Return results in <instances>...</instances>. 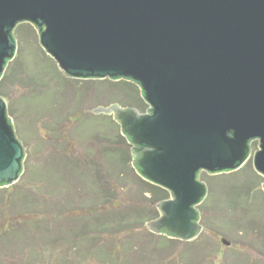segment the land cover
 I'll list each match as a JSON object with an SVG mask.
<instances>
[{"label": "water", "instance_id": "water-1", "mask_svg": "<svg viewBox=\"0 0 264 264\" xmlns=\"http://www.w3.org/2000/svg\"><path fill=\"white\" fill-rule=\"evenodd\" d=\"M20 24L36 28L69 78L140 88L145 113L119 104L93 113L113 116L138 176L170 194L151 233L196 240L208 197L201 174L240 170L255 141L264 177V0H0V82ZM25 158L0 97V189L19 182Z\"/></svg>", "mask_w": 264, "mask_h": 264}, {"label": "rangeland", "instance_id": "rangeland-1", "mask_svg": "<svg viewBox=\"0 0 264 264\" xmlns=\"http://www.w3.org/2000/svg\"><path fill=\"white\" fill-rule=\"evenodd\" d=\"M14 35L17 54L0 82V97L26 158L14 189L0 192V228L8 234L0 236V264H77L81 259L69 254L82 244L88 256L82 263L100 264L92 254L103 241L112 251L113 238L129 264H264V177L253 163L258 141L240 170L201 174L208 187L199 206L201 235L159 249V235L147 228L155 204L133 170L131 146L113 116L93 113L114 104L131 108L129 101L143 100L140 88L124 80L71 79L43 50L33 25H18ZM98 181L104 186L100 194L95 187L97 195L90 188ZM91 208L98 218L112 216L106 231L98 229L102 223H85Z\"/></svg>", "mask_w": 264, "mask_h": 264}, {"label": "trees", "instance_id": "trees-1", "mask_svg": "<svg viewBox=\"0 0 264 264\" xmlns=\"http://www.w3.org/2000/svg\"><path fill=\"white\" fill-rule=\"evenodd\" d=\"M78 81V80H77ZM103 82H105V80H103ZM145 103V101L144 100H142V99H137L136 100V103H133V102H131V101H129V106H132L131 108H133V107H135V108H138L139 110H141L142 111V113H145L147 110H148V108H149V106H147V105H145L144 104ZM106 116V115H105ZM114 120V119H113ZM115 121V120H114ZM116 122V121H115ZM116 124L117 125H119L117 122H116ZM121 128V127H120ZM120 138L121 139H123V141H125V142H127V144L129 145V146H131L129 143H128V141L126 140V138L122 135V132H121V135H120ZM131 156H132V166H133V155H132V146H131ZM133 170L135 171V169L133 168ZM137 176H138V174H137ZM139 177V176H138ZM139 179H141V181L143 182V184H145L150 190V193L152 194V199H151V201L155 204L154 205V207L156 208V209H154V212H152L151 213V215H150V219L151 220H155V219H157V218H159V215H158V211H157V205L160 203V202H162V201H164V200H168L169 198H170V194H169V192L168 191H166V190H164V189H162V188H160V187H158V186H155V185H152V184H150V183H148V182H146V181H144L142 178H140L139 177ZM93 182V181H92ZM91 182V183H92ZM97 183V182H96ZM98 183H99V185H95L93 188H92V186H91V190H92V192L93 193H95V194H97L98 195V193L100 194L101 193V191H103V187L102 186H104L103 184L104 183H101V181H98ZM93 184V183H92ZM16 186V184L14 185V186H11V187H9V188H4V189H0V192H2V191H8V190H11V189H14V187ZM95 187L98 189V193L96 192V189H95ZM95 190V191H94ZM97 199H99V198H97ZM101 200H102V202H104V198H100ZM27 202H28V200H27ZM27 205H29V206H31V204H26V206ZM25 206V205H24ZM99 207H100V205H98ZM101 206H103V204H101ZM104 206H105V204H104ZM21 208H24L23 206L21 207ZM98 211H95V208L94 209H92L91 208V210L89 211V215H88V217L86 216L85 218V223H87V222H91V223H98V224H101L100 226H99V228L98 229H102V230H104V231H106L107 230V222H108V220H109V218H111L112 216H100L99 218H98V216H96L98 213H97ZM24 214L23 215H25V214H27V212H23ZM34 217V216H33ZM91 218V219H90ZM112 219H114V218H112ZM10 221H12V220H10ZM13 222V221H12ZM2 227H3V225H2ZM1 227V228H2ZM1 228H0V236L2 237V239L4 238L5 239V237H7L8 236V234H6V232H2L1 231ZM74 228V231L76 232V227H73ZM10 229H12V227L10 228ZM76 229V230H75ZM94 229V228H93ZM78 232V231H77ZM81 232V231H80ZM11 233H13V232H11ZM14 234V233H13ZM81 234H83V238H87V236H88V234L87 233H83V232H81ZM10 236H12V235H10ZM76 236H77V233H76ZM157 235H155L154 236V234H153V237H156ZM115 237V236H114ZM9 238V237H8ZM11 238H14V237H11ZM83 238L81 237V239H80V242L82 243L83 242ZM15 239V238H14ZM102 239H103V237H102ZM115 239L116 238H113V244H114V246H113V249H112V251H110V252H106V248H107V245H106V241H103L102 242V245H99V247H96V250L93 252V254L92 255H94L96 258H98V259H96L97 261L98 260H100V264H129L128 262H127V260H126V258L124 257V255L122 254L123 253V248L122 247H119V246H116L117 244H116V242H114L115 241ZM157 239H158V242H157V247L159 248V249H163L164 247H166L167 245V248H170V244H172V243H174V242H176V241H180V240H174V239H170V238H168V237H165V236H157ZM88 241H90V243H91V241H93L92 239H87ZM104 240V239H103ZM224 241L225 240H223V243H224ZM182 242V241H181ZM226 242V241H225ZM229 243V242H228ZM225 244V243H224ZM95 245H97V243L94 241V246ZM83 246V244L79 247V249L78 250H76V251H74V253H71V254H69V259H74V260H77L78 258V260H80L77 264H83L82 263V261H86V259H87V257L88 256H85L84 258H83V252H81V250H80V248ZM118 251H120V255H121V260H119L118 259ZM80 253V255H78ZM115 261V262H112V261ZM85 263V262H84ZM60 264H62V263H60ZM68 264H74V263H68ZM86 264H92V263H87L86 262ZM99 264V263H98Z\"/></svg>", "mask_w": 264, "mask_h": 264}]
</instances>
